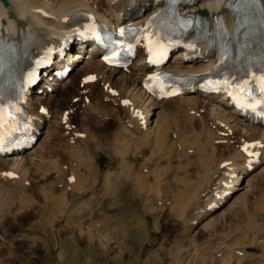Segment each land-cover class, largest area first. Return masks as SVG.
Returning <instances> with one entry per match:
<instances>
[{
	"label": "rangeland",
	"instance_id": "1",
	"mask_svg": "<svg viewBox=\"0 0 264 264\" xmlns=\"http://www.w3.org/2000/svg\"><path fill=\"white\" fill-rule=\"evenodd\" d=\"M71 78L67 100L72 89L84 86L80 75ZM44 80L42 76L39 83ZM102 90L98 82L82 91L81 100L74 94L72 102L79 103H74L71 120L49 116L34 141L43 138L38 152L44 159L42 173L25 171L20 179L17 173L12 179L0 173V264H236L230 252L244 255L245 244L247 251L256 246L264 249V181L249 182L241 190L244 202L228 208V202L223 203L215 209L225 207L216 219L190 221L202 185L216 168L220 166L215 176L224 168L219 160L229 153L225 140L216 143L208 134L198 137L200 120L187 117L174 101H167L162 114L169 132L162 145L153 146L136 130L140 139L125 147L118 134L120 121L112 114L115 107L95 97ZM230 137L229 147L234 149L238 141ZM110 160L115 167L107 166ZM10 165L0 161V170ZM70 175L76 182L70 184ZM110 175L121 178L118 187L111 179L109 189ZM209 182L216 186L215 177ZM258 229L263 232L260 239L255 235ZM245 231L246 241L241 238Z\"/></svg>",
	"mask_w": 264,
	"mask_h": 264
},
{
	"label": "bare ground",
	"instance_id": "2",
	"mask_svg": "<svg viewBox=\"0 0 264 264\" xmlns=\"http://www.w3.org/2000/svg\"><path fill=\"white\" fill-rule=\"evenodd\" d=\"M182 1L184 2V0ZM164 5L165 0H8V5H4L0 0V41L2 44L9 41L19 46L9 55L8 49L6 54L0 53L5 55L4 58L9 57L4 68L0 67V140L5 138L6 132H11L22 124L24 118L20 115L21 106L17 91L28 71L34 66L35 58L42 53H53L55 57L54 66L51 69L48 66L43 68V75L46 78L43 83L28 86L23 91L24 101L31 112L28 121L33 127V136L41 132L44 125L49 121V116L58 117L59 115L61 120L63 118H66V121L67 118L71 120L75 116L73 115L74 108L79 103L72 102V99L77 96L76 93L79 94V100H81L84 89L100 82L103 90L101 95L95 97L100 103H108L115 107V112L112 114L120 121L121 130L118 134L123 137L122 143H125H123L125 147L131 146L129 144L138 137L136 130H139L144 139H148L147 141L152 145L158 146L162 145L166 137L168 138L169 132L165 120L166 116L162 114L164 112L163 103L174 101L187 117L200 120V128L195 132L199 134H197L198 137L208 134L210 135L209 138H212L216 143L219 138L225 140V148L229 151L226 157L219 160L224 168L222 167L223 169L215 176L216 170L220 168L219 163V167L212 173L213 176H210V180L215 177L216 183L214 184L216 186L210 185L209 178L206 181L203 180L205 183L202 185V187L204 186L202 189L197 186L201 191H199L200 189L197 190L199 191V199H196L198 201L193 210L195 213L192 212L190 216V221L195 224L207 216L210 219H216L215 216L225 207H221L217 212L215 209L223 203L228 202L225 205L227 208L240 206L245 199V191L241 190L245 189L251 181H264V125L251 122L250 116H245L240 106L233 104L228 94L209 91L200 86L204 77L216 67L215 54L217 52L224 64L221 69L226 68V71L222 72L223 78L230 81L237 98L250 102L256 97H264V90L261 88V78L264 77V0H188L186 4L182 5V10L187 11L184 15L164 16V24H161L158 31L153 35L154 41L164 37V48L167 44L178 39L185 29L190 27L197 29L196 34L189 35L187 44L180 46L173 53L175 55L172 60L169 59L163 65V69L170 70L177 76L197 77V81L182 94L172 97H160L147 91L145 83L149 79L155 84L161 85L168 81L171 75H157L158 71L154 70L142 53L145 40L139 44L135 56L128 60L129 64L120 68L107 66L101 60L97 50H92L93 46L88 47L93 45L90 42H97V37L93 36L92 26L88 22L115 29L121 24L141 26ZM199 9H206L207 15H198ZM10 11L15 13V17H10ZM75 38L80 40L83 38L89 44H84L81 40L82 42L73 45L71 41ZM63 53L69 54L77 60L65 78L61 79L59 75H56L59 79L54 78L52 75H55L54 73L63 67V63L67 60V57L62 55ZM79 58L82 59L79 60ZM81 74H83V78L92 74L94 81L84 82L83 88L79 86V91L72 89L70 91L72 97L67 100L65 91L72 81L71 75H80V82L82 83ZM89 96H93L92 93H89ZM42 99L47 100L42 101ZM89 101L92 102L91 98ZM74 103H77L76 106ZM88 103L83 104L87 105ZM141 103L142 105H140ZM42 108L43 111H41ZM65 110H69L68 115H64ZM6 120L8 123L3 125ZM207 120L210 121L211 127ZM218 132L227 134V136H218ZM231 135L238 141L234 149L229 147L231 146L229 145L232 139ZM121 137L120 139H122ZM198 137H194L195 140ZM203 137L205 138V136ZM204 138L203 142H205ZM42 140L40 138L34 146L27 150L0 155V161H7L11 164L9 168L0 170L2 176L12 179V176L8 174L10 171L17 173V178L20 179L24 177L25 171L38 172L44 162L38 153ZM243 147L250 154H245ZM111 151L113 150L111 149ZM70 153L72 154V151ZM205 161L210 162L207 161V158ZM107 164L110 168L115 167L112 166V161ZM70 176H72L70 184L76 182L74 176ZM110 177L112 176L110 175ZM17 178H15L16 181H18ZM109 178H107V182L110 186L109 189H111L110 184L113 183L112 180L115 177L114 179H112L113 177ZM120 179L116 177L114 180L116 187H118L116 183L122 182ZM136 179L139 180L138 177ZM55 184L58 183L55 182ZM215 187H218V190ZM112 188H114L113 190L116 189L115 187ZM109 189L108 193L111 194L110 191L112 190ZM118 191L116 189L115 192ZM77 197L79 198V196ZM112 197H114L113 194ZM188 200L191 201L189 198ZM183 201L185 200L183 199L182 203H184ZM183 205H181L182 209ZM259 229L255 234L257 239L263 236V232ZM246 233L245 231L241 237L244 241L247 240L248 235L246 236ZM252 239L254 238L252 237ZM245 245L244 255L230 252L233 257L236 256L237 259H234L236 264H264V249H261L262 247L259 249L255 245V249L250 247V251H247L246 248L249 246ZM1 246L3 247V243L0 238V249Z\"/></svg>",
	"mask_w": 264,
	"mask_h": 264
},
{
	"label": "snow or ice",
	"instance_id": "3",
	"mask_svg": "<svg viewBox=\"0 0 264 264\" xmlns=\"http://www.w3.org/2000/svg\"><path fill=\"white\" fill-rule=\"evenodd\" d=\"M88 79H92V77H89ZM261 88L264 90V77L261 78ZM41 111H43V109H41Z\"/></svg>",
	"mask_w": 264,
	"mask_h": 264
},
{
	"label": "water",
	"instance_id": "4",
	"mask_svg": "<svg viewBox=\"0 0 264 264\" xmlns=\"http://www.w3.org/2000/svg\"><path fill=\"white\" fill-rule=\"evenodd\" d=\"M3 2H4L5 5H8V0H3ZM9 14H10L11 16L15 17L14 12L10 11Z\"/></svg>",
	"mask_w": 264,
	"mask_h": 264
}]
</instances>
